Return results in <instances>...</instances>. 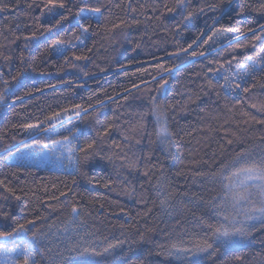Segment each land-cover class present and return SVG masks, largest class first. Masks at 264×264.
<instances>
[{"label": "trees", "instance_id": "trees-1", "mask_svg": "<svg viewBox=\"0 0 264 264\" xmlns=\"http://www.w3.org/2000/svg\"><path fill=\"white\" fill-rule=\"evenodd\" d=\"M46 2L0 0V231L34 221L23 243L36 264H181L159 246L204 236L228 183L221 166L242 150L264 155V74L241 79L236 67L264 47V0H64L55 13ZM221 28L237 31L214 34ZM77 104L88 109L81 121ZM154 106L173 134L171 152L157 137ZM40 121L43 131L22 135ZM73 124L96 143L70 169L8 160L34 140L71 138ZM116 240L136 243L78 255ZM202 264H264V227Z\"/></svg>", "mask_w": 264, "mask_h": 264}, {"label": "snow or ice", "instance_id": "snow-or-ice-1", "mask_svg": "<svg viewBox=\"0 0 264 264\" xmlns=\"http://www.w3.org/2000/svg\"><path fill=\"white\" fill-rule=\"evenodd\" d=\"M184 0H177V6H181ZM44 8L49 13H55L56 9H64L65 3L64 0H47L44 4ZM261 8L264 9V4L261 5ZM0 10H4L3 7H0ZM87 9L80 8L79 13L85 12ZM134 10V9H133ZM91 13L97 14L100 13V8L90 9ZM174 11V9H170ZM203 11V9H200ZM243 11V9H241ZM78 13V14H79ZM43 14V13H42ZM193 13H189L185 19H191ZM66 17H61L65 19ZM97 20L100 19L99 16L96 17ZM61 21L57 20L56 23L59 24ZM83 29V24L78 25ZM87 31V29H84ZM216 31H237V29H225L221 28ZM250 31V29H249ZM35 35V34H33ZM212 37H209L211 39ZM63 43L60 40L54 42L53 47ZM207 43V41H205ZM240 47V45H237ZM59 50V49H58ZM203 55V53H201ZM246 60L249 63L239 62L237 63V69H240L238 75L241 79L245 76L255 79V73L259 72L264 74V47H261L255 56H248ZM230 63V62H229ZM167 71L171 72L172 69ZM227 80V77H225ZM163 88L164 85H161ZM236 88L239 85H235ZM245 92L249 91L248 88L244 89ZM4 95L0 93V101H3ZM91 107V106H90ZM253 108H256L257 105L253 104ZM74 116L77 121H81L83 116H86L88 109L83 108L81 105L77 104L73 106ZM260 110L264 111V104L260 105ZM70 109H63L61 113H54L50 119L60 117L63 113H67ZM153 115L156 118V123L158 126L157 137L161 140L162 143L172 144L171 136L173 135L166 124V121L162 123L161 115L157 114V109L154 106ZM258 123H264V121H257ZM71 124L72 121L69 120ZM25 129L30 130H39V124H24L22 125ZM112 125H109L111 128ZM71 135V139L65 137V141L71 146L67 147L65 150L68 153V160L70 162H75V153L77 152H88L94 148L96 143L95 140L90 142H84L82 139L83 131L79 129L77 125L73 124L72 128L67 129ZM107 132V129L105 130ZM77 141L83 143V147H80L77 144ZM54 145L60 143L59 141H54ZM231 143V141H229ZM47 149V145L40 147V151L44 152ZM123 159V157H121ZM227 170V175L223 176L224 171ZM214 176L217 174H213ZM219 175H222L224 180H227L228 183L224 184L225 189L223 199L220 204H213L212 207L215 209V214L219 219L216 223H208L207 228L208 232L204 236L198 237L191 242V245H177L175 243L171 244L167 249L163 245L159 246L161 248L160 255L174 257L176 260L180 261L181 264H202V260L206 255H215V251L219 250L221 247L234 246L238 244L242 239L251 235V232L256 230V225L259 223L264 227V155L259 157H253V155L245 150L237 153L236 156L221 166ZM3 181H0L2 184ZM108 185L106 184L105 187ZM12 191V189H8ZM164 192V186H160V191L157 195H160ZM61 195H64L62 193ZM172 194L168 193L166 199H161L160 203L166 204L168 199H171ZM231 209L232 211H228ZM72 212L76 213L77 208L72 207ZM242 216V219L239 217ZM15 219V218H13ZM34 224V221L28 220L24 223H19L16 225L12 231H0V239L7 240L9 237H16L21 240L20 244H16L12 248H6L4 244H0V264H36L34 260V250L33 248L23 241L28 237L29 228L28 225ZM32 242L35 243L37 239V233H31ZM107 239V238H105ZM143 239V236L140 237ZM135 244L136 241H124L116 240L114 243H107L106 246L102 247L100 250H97L96 247L85 246L82 248V251L78 253L81 256H110L117 249L122 248L125 244ZM215 246V247H214Z\"/></svg>", "mask_w": 264, "mask_h": 264}, {"label": "rangeland", "instance_id": "rangeland-1", "mask_svg": "<svg viewBox=\"0 0 264 264\" xmlns=\"http://www.w3.org/2000/svg\"><path fill=\"white\" fill-rule=\"evenodd\" d=\"M31 124H39V130H30L23 128L21 133L23 136H32L35 133L43 131L44 128L48 126L47 121H40ZM59 128V127H58ZM54 130V129H51ZM58 129L55 127V130L52 133H55ZM49 132V131H47ZM71 138H69L70 140ZM54 141H59L60 143L54 145ZM161 145L167 152H171V145L167 143H162ZM47 145V149L44 152H41L39 149L41 146ZM71 146L68 144L63 136H58L50 138L47 142H37L36 140L32 141L30 144L23 145L16 151L12 152L8 156L10 161H25L30 164L45 166L49 165L51 167L60 168V169H70L69 167L74 164L68 160V153L65 150L67 147ZM242 218V216H241ZM240 218V219H241Z\"/></svg>", "mask_w": 264, "mask_h": 264}]
</instances>
